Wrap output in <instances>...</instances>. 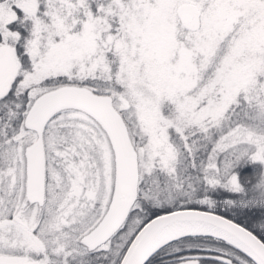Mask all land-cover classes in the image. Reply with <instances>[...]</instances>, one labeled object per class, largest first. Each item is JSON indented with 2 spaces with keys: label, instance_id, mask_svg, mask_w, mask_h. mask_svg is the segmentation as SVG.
<instances>
[{
  "label": "snow or ice",
  "instance_id": "1",
  "mask_svg": "<svg viewBox=\"0 0 264 264\" xmlns=\"http://www.w3.org/2000/svg\"><path fill=\"white\" fill-rule=\"evenodd\" d=\"M0 264H264V0H0Z\"/></svg>",
  "mask_w": 264,
  "mask_h": 264
}]
</instances>
